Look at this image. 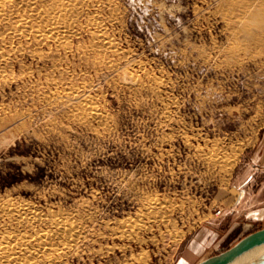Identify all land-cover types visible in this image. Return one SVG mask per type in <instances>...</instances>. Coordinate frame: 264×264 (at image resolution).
Wrapping results in <instances>:
<instances>
[{
  "label": "rangeland",
  "instance_id": "rangeland-1",
  "mask_svg": "<svg viewBox=\"0 0 264 264\" xmlns=\"http://www.w3.org/2000/svg\"><path fill=\"white\" fill-rule=\"evenodd\" d=\"M252 1L89 0L70 41L0 39V198L85 225L60 264H199L264 226V0L238 29ZM71 86L104 118L52 98ZM155 200L158 222L138 217Z\"/></svg>",
  "mask_w": 264,
  "mask_h": 264
},
{
  "label": "bare ground",
  "instance_id": "bare-ground-1",
  "mask_svg": "<svg viewBox=\"0 0 264 264\" xmlns=\"http://www.w3.org/2000/svg\"><path fill=\"white\" fill-rule=\"evenodd\" d=\"M88 1L89 0H0V39H5L7 36H18L19 38H26L27 40L35 39L37 41L44 40L43 42H45L47 39H53L60 43H63L64 41L66 42L67 40H65V38L68 39V36L77 32L76 30L74 32V15L78 12L79 8ZM219 1H231L232 3V0ZM256 5V0H253L250 8L253 7L254 9L251 10L250 8H247L244 10L242 17L239 19L241 23H239L238 29L247 32L252 31L251 26H249L248 29L245 17H247L250 12L256 10ZM88 19L97 22L96 15H90ZM97 27L96 37L98 39V45L100 44V46L107 49H115V41L104 31L101 25H97ZM256 36L257 35L254 34V37ZM21 44L23 45V43ZM240 46L242 47V45ZM1 47L2 46H0V48ZM13 48L16 50L15 47ZM23 50L25 49H22V51ZM34 50L37 49H33V51ZM238 50L239 49H237V51ZM16 51L18 52V49ZM38 52L40 54V51H37L36 53L38 54ZM43 53L45 54V52ZM47 53L46 55H48ZM102 57L98 54L97 59H101ZM8 60L7 55L0 50V66ZM4 68L5 67L2 69L4 70ZM131 72L125 70L124 76L127 77L128 80L137 82L138 80L135 77V74ZM79 89L76 88V86L56 89V91L53 92L52 98L65 97V99H75L83 110H88V117H99L103 119V114H101L95 107L94 97L90 94L81 93L82 91ZM68 100L66 101L68 102ZM222 157L223 156L218 155L217 153H211L209 159L218 163L222 161ZM161 203H159V201L156 202V200L149 203L148 206L146 205L147 210H140L141 212L138 213V217H146L150 219L152 223L153 221L158 222V217L162 216L166 211L165 205H163L164 203ZM61 211H63V209L59 212L50 211V209L49 211H44L30 202H17L12 198H0V264H60L66 262L65 260H67L68 254L77 251L78 246L80 245V240L83 239L82 235L85 225L83 227L81 225L83 223L80 224L77 220H73V215L69 218L68 216H65L66 214L64 212L65 215H63ZM130 220L131 222L129 221L130 223L128 224L129 229H126V226V228L124 227L125 230L121 231L125 235L134 232L137 234L138 230L147 228V225L144 222L139 221L142 220V218L138 220L134 219L133 221L132 219ZM131 235L132 234H130V237L132 238ZM185 259L186 258L184 257L181 264H186L187 261ZM190 260L191 259L189 258V262Z\"/></svg>",
  "mask_w": 264,
  "mask_h": 264
},
{
  "label": "water",
  "instance_id": "water-1",
  "mask_svg": "<svg viewBox=\"0 0 264 264\" xmlns=\"http://www.w3.org/2000/svg\"><path fill=\"white\" fill-rule=\"evenodd\" d=\"M199 264H264V226L245 234L230 248Z\"/></svg>",
  "mask_w": 264,
  "mask_h": 264
}]
</instances>
